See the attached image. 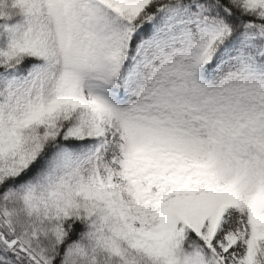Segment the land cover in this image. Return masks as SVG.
Segmentation results:
<instances>
[{
	"label": "snow or ice",
	"instance_id": "snow-or-ice-1",
	"mask_svg": "<svg viewBox=\"0 0 264 264\" xmlns=\"http://www.w3.org/2000/svg\"><path fill=\"white\" fill-rule=\"evenodd\" d=\"M0 264H264V0H0Z\"/></svg>",
	"mask_w": 264,
	"mask_h": 264
}]
</instances>
